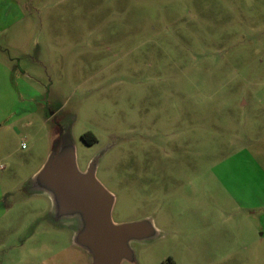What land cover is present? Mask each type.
<instances>
[{
  "label": "rangeland",
  "instance_id": "374dc122",
  "mask_svg": "<svg viewBox=\"0 0 264 264\" xmlns=\"http://www.w3.org/2000/svg\"><path fill=\"white\" fill-rule=\"evenodd\" d=\"M61 128L158 231L121 264H264V0H0V264H88L27 183Z\"/></svg>",
  "mask_w": 264,
  "mask_h": 264
},
{
  "label": "water",
  "instance_id": "95a60500",
  "mask_svg": "<svg viewBox=\"0 0 264 264\" xmlns=\"http://www.w3.org/2000/svg\"><path fill=\"white\" fill-rule=\"evenodd\" d=\"M66 133L64 138L57 135L45 161L28 179L29 191L50 200L55 221L73 223L72 242L87 254L88 264L133 262L130 242L152 240L158 231L150 218L113 222V196L95 176L100 154L79 170L73 141Z\"/></svg>",
  "mask_w": 264,
  "mask_h": 264
},
{
  "label": "trees",
  "instance_id": "16d2710c",
  "mask_svg": "<svg viewBox=\"0 0 264 264\" xmlns=\"http://www.w3.org/2000/svg\"><path fill=\"white\" fill-rule=\"evenodd\" d=\"M81 138L87 143V144H90L91 142L95 141V136L87 131V132H84L83 134H81ZM172 260L170 258H167L165 261H162L158 264H172Z\"/></svg>",
  "mask_w": 264,
  "mask_h": 264
},
{
  "label": "flooded vegetation",
  "instance_id": "af4514ba",
  "mask_svg": "<svg viewBox=\"0 0 264 264\" xmlns=\"http://www.w3.org/2000/svg\"><path fill=\"white\" fill-rule=\"evenodd\" d=\"M66 130H67V129H65V128H61V129H60V133H61V135H62L63 138L66 137V135H67ZM62 131H63V133H62ZM60 133H59V134H60Z\"/></svg>",
  "mask_w": 264,
  "mask_h": 264
},
{
  "label": "built area",
  "instance_id": "2783aa9c",
  "mask_svg": "<svg viewBox=\"0 0 264 264\" xmlns=\"http://www.w3.org/2000/svg\"><path fill=\"white\" fill-rule=\"evenodd\" d=\"M21 147H23V144L21 145Z\"/></svg>",
  "mask_w": 264,
  "mask_h": 264
},
{
  "label": "crops",
  "instance_id": "0c3cea01",
  "mask_svg": "<svg viewBox=\"0 0 264 264\" xmlns=\"http://www.w3.org/2000/svg\"><path fill=\"white\" fill-rule=\"evenodd\" d=\"M50 201V200H49Z\"/></svg>",
  "mask_w": 264,
  "mask_h": 264
}]
</instances>
